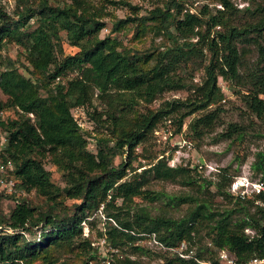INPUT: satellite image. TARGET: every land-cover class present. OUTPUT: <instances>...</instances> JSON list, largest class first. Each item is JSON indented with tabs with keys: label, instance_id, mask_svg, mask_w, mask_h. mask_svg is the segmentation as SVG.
I'll return each instance as SVG.
<instances>
[{
	"label": "trees",
	"instance_id": "1",
	"mask_svg": "<svg viewBox=\"0 0 264 264\" xmlns=\"http://www.w3.org/2000/svg\"><path fill=\"white\" fill-rule=\"evenodd\" d=\"M103 1L132 8L126 0ZM215 1L223 8L213 10L207 3L193 13L186 10L184 0H167L148 16L118 20L113 31L132 23L138 34L145 35L152 21L150 28L170 39V45L144 54L121 47L111 36L101 38L103 10L90 11L82 0L69 5L17 0L15 16L0 4V49L6 43L21 46L31 66L28 70L37 76V81L25 76L13 60L0 72V91L6 97L0 101V129L7 135L2 152L5 160L14 162L17 187L24 193L5 196L15 205L10 212H0V264H90L98 250L84 234L82 222L93 226L95 218H88L98 219L99 213L106 218V229L99 230L98 237L118 250L128 247L139 255H158L163 264L216 263L220 249L229 250L241 263L264 253V192L244 199L231 193L229 168H222L213 181L203 178L198 166H170L165 157L151 162L155 158L147 156L150 165L141 171L144 165L133 164L137 147L173 114L180 113L174 120L177 133L188 117L202 111L189 123L191 132L201 137L214 129L223 108H210L226 96L219 78L264 120V0H251L244 8L231 0ZM241 15L246 18L238 23ZM32 19L36 26L30 24ZM62 32L78 48L76 53L64 54ZM252 49L256 57L248 60ZM193 58L206 62L203 80L197 84L177 72ZM71 73L76 76L64 82ZM185 89L193 92L184 101L136 110L140 100L151 104L166 92ZM96 94L106 110L94 106ZM76 107L90 108L89 118L108 132L96 138L95 151L89 149L73 115ZM5 109L15 110L17 116H5ZM245 130L231 123L220 136L240 139ZM125 151L126 158L116 164ZM47 163L61 174V184L52 180ZM251 169L264 178V151L256 153ZM151 181L177 183L187 190L159 192L150 188ZM32 192L44 201L42 205L29 199ZM162 195L167 198L165 206H187L185 213L151 214L135 200L154 203ZM217 197L222 205L215 204ZM247 228L254 234L246 233ZM153 234L168 248L188 243L194 255L183 258L169 249L152 252L140 241ZM205 236L207 244L194 248ZM75 251L82 259L77 255L73 261L62 260ZM113 264L139 263L123 257Z\"/></svg>",
	"mask_w": 264,
	"mask_h": 264
},
{
	"label": "rangeland",
	"instance_id": "2",
	"mask_svg": "<svg viewBox=\"0 0 264 264\" xmlns=\"http://www.w3.org/2000/svg\"><path fill=\"white\" fill-rule=\"evenodd\" d=\"M37 1V0H36ZM119 2V0H114ZM130 3V6L124 5H110L105 3L103 0H82L84 6L88 7L90 11H95V8H101L104 15L102 22L105 23V27L99 32L101 38L105 36H111V38L117 39L121 42V47L129 49L132 51H138L141 54L145 52L154 51L156 48L163 49V46L170 45L171 41L165 33H157V29L150 28L152 21H148L147 29L145 35L138 34L137 28L134 24H129L125 29L121 31H113L114 24L120 20L127 18L128 16H148L150 12L157 6H162L167 0H126ZM242 8L243 5H248L251 0H231ZM51 4L55 5H69L74 4V0H49ZM211 4V8H220L219 4L215 0H184V7L186 10L199 13L204 4ZM0 4L4 6L10 15L15 16L17 0H0ZM218 4V5H217ZM216 6V7H215ZM244 8V7H243ZM246 18V15H241L238 18V23ZM236 23V24H238ZM30 24L36 26L38 23L36 19H32ZM216 30H221L219 27ZM62 43L64 54H74L78 51V48L71 46L66 38V33L62 32ZM197 40V39H194ZM256 57L255 51L252 49V53L247 55L248 60H254ZM13 60L16 66L19 68L25 76L31 77L34 81L37 76L31 74L28 70L29 63L24 58L23 49L14 43H6L0 49V72L4 70L8 61ZM205 63L201 58L191 59L186 66H181L177 72L184 74L189 79H192L193 84L201 83L205 75ZM76 76V73H71L64 80L66 82ZM219 81L225 92L224 100L220 101L218 104L211 106L210 109H214L216 106L220 105L223 108V113L220 115V119L214 129L205 133L201 137H197L191 132L189 128V123L197 115L203 113L199 112L194 116L188 117L184 126L179 133H177L176 125H174V120L180 113L173 114L165 120L161 121L155 130L149 134L148 139L139 145L136 149L137 159L134 160V166L142 164L144 166L139 167L138 171H141L145 167H149V161L145 159L147 156L149 158H155L151 162H156L157 160L165 157L168 160L170 166H175L182 164V166H190L192 168L198 166L202 177L208 180L217 181L219 179L218 174L222 168H229V174L232 175V179L229 183L237 176H248L251 180L262 178L260 173H256L251 169L252 163L255 161L256 153L259 151H264V120L257 118L252 114L247 108L246 103L243 101L242 96H239L229 88L220 78ZM193 91L185 89L178 91L166 92L162 96L158 97L151 104H147L141 101L136 106L138 112H147L148 109H159L164 106V102L179 100L184 101L190 96ZM98 93V91H96ZM6 97L2 95L0 91V101H5ZM93 104L99 111L107 109L106 103L97 97V94L93 98ZM90 108L87 107H76L73 108L72 112L75 119L78 121L82 128V132L88 140V147L91 151H95L96 138L105 136L108 132L98 127L88 116L87 111ZM5 116H17L15 110L5 109ZM34 121V116H32ZM231 123H238L242 125L246 130L244 131L243 137L240 139H224L220 136L221 132H225ZM6 133L0 129V148H3L4 142L6 140ZM2 145V146H1ZM127 156V152L117 157L115 160L116 164H119ZM46 168L52 172V180L55 183L61 184V174L56 170L55 166L46 164ZM228 183V185H229ZM231 184L229 187H231ZM150 188L164 192L168 194H180L186 192L187 189L183 188L180 184L167 182V181H151ZM214 191L215 188H212ZM231 191V190H230ZM232 193V192H231ZM24 193H20L22 195ZM29 199L43 204V200L39 198L34 192L28 195ZM162 199L154 203L147 202L141 198H136V202L139 206H145L151 214H157L161 212H168V215L173 217L182 216L187 206H181L180 208L165 206L166 196L162 195ZM73 201H67V205H71ZM221 198H215V204H221ZM15 205L14 201L8 199L5 196L0 195V212H10V210ZM222 205V204H221ZM217 207V206H216ZM223 208V206H221ZM214 208V207H213ZM221 209V208H220ZM98 219L97 215H93L88 220H93L95 218V224L92 226L88 221L82 222L84 234L93 240V245L98 250V255L95 261H91L90 264H108L109 261H117L118 258L129 257L133 260H137L139 264H163L164 260L158 255H146L138 254L131 251L130 248L126 247L123 250L112 249L111 243L106 239L107 243L104 242L105 237H98V231H105V220L104 214L99 213ZM101 218V219H100ZM207 230L203 231L206 232ZM252 231V230H251ZM249 231V232H251ZM205 234V233H204ZM202 233L201 235L204 236ZM147 238V236H146ZM144 238L140 241L145 248L150 249L152 252H162L163 249H159L154 245L149 243V239ZM206 236L200 239V243L194 248L204 247L207 244ZM171 251V250H169ZM173 252V251H172ZM163 253V252H162ZM161 254V253H160ZM64 258L76 259L75 257L79 255L77 251L68 252Z\"/></svg>",
	"mask_w": 264,
	"mask_h": 264
},
{
	"label": "built area",
	"instance_id": "3",
	"mask_svg": "<svg viewBox=\"0 0 264 264\" xmlns=\"http://www.w3.org/2000/svg\"><path fill=\"white\" fill-rule=\"evenodd\" d=\"M218 5V4H217ZM237 5V4H236ZM220 8H223L221 4H219ZM238 6V5H237ZM246 5H243L245 7ZM3 111H1V114ZM2 146V145H1ZM4 152H2V148H0V195L8 196L11 194H18L21 191L18 189V177L16 175V167L12 160L6 159L3 157ZM231 192L244 198H251L254 195H258L264 192V178L256 179L255 181L251 180L248 176H237L231 184L230 187ZM264 205V203H262ZM252 229L247 228L245 230L246 233L253 235L254 231ZM251 231V232H249ZM149 243L151 245L156 246L159 249L163 250H171L175 254L183 258H189L194 255V249L189 246L188 243L182 242L178 247L168 248L163 246L156 238V235H148ZM146 238V239H147ZM144 240V239H143ZM142 240V241H143ZM104 242L107 243L106 238H104ZM113 250L112 246H110ZM200 264H264V253L260 256H254L249 258L244 263L237 261L234 255L227 249H220L217 253V262L213 263L207 260H198ZM108 264H112L111 261Z\"/></svg>",
	"mask_w": 264,
	"mask_h": 264
}]
</instances>
